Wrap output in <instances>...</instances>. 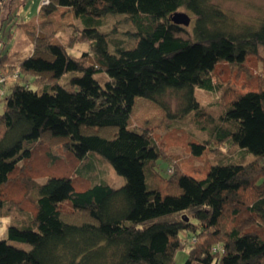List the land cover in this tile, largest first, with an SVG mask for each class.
I'll return each instance as SVG.
<instances>
[{"label":"trees","instance_id":"1","mask_svg":"<svg viewBox=\"0 0 264 264\" xmlns=\"http://www.w3.org/2000/svg\"><path fill=\"white\" fill-rule=\"evenodd\" d=\"M59 6L81 22L67 43L51 41L46 20L30 53L0 55V69L17 68L34 85L15 80L3 96L0 218L12 215L16 224L0 231V264H174L175 251L186 246L182 232L191 235L185 264H264V74L250 72L255 83L244 90L215 70L224 60L249 73L245 62L260 58L264 46V13L254 23H236L212 0H47L39 9L50 14ZM178 9L193 15L190 26L170 20ZM108 13L131 19L133 45L98 27ZM77 42L87 49L68 51ZM195 87L218 93L217 113L205 110ZM167 95L178 99L176 109ZM135 96L150 99L170 120L190 111L205 115L197 122L209 134L189 148L201 154L223 145L230 151L221 154L223 163L201 178L178 161L170 174L161 173L159 159L173 157L151 130L128 126ZM59 146L81 165L99 153L124 183L113 186L88 167L86 188L76 189L73 176H47L33 183L35 197L26 204L34 180L24 172L26 161L35 147L55 156ZM249 153L253 159L244 161Z\"/></svg>","mask_w":264,"mask_h":264},{"label":"rangeland","instance_id":"2","mask_svg":"<svg viewBox=\"0 0 264 264\" xmlns=\"http://www.w3.org/2000/svg\"><path fill=\"white\" fill-rule=\"evenodd\" d=\"M219 5L236 23H254L264 13V0H212ZM41 0H0V55L8 53L10 58L15 59L19 54L27 55L32 49V42L39 32V23L42 21H51V41L67 43L73 29L80 26L81 22L76 18L72 11L67 7H58L50 14H43L39 9ZM178 11L186 12L190 21H193V15L184 9ZM101 23L98 26L102 30L106 28L113 29L111 37L115 38L117 43L130 46L134 44V35L132 31L136 29L131 19L125 13H108L100 17ZM133 28V29H132ZM132 29V30H131ZM68 51L78 54L87 49L86 44L77 42L72 47H67ZM109 50L114 49L113 43L108 44ZM260 58L256 55L250 56L245 62V66L249 70L238 71L236 67L224 61H218L215 70H220V76L228 83L236 88L248 90L254 85L255 77L250 72H260L264 74V46L258 47ZM263 58V59H262ZM264 62V61H263ZM70 75L65 73L59 82H62ZM3 79V80H2ZM21 81L24 84L34 86L32 77L23 75L18 72L17 68L12 70L0 69V112L2 111L3 96L10 91L13 82ZM215 80V78H214ZM224 80V81H225ZM250 83H252L250 85ZM250 85V86H249ZM195 95L198 101L204 105L206 111L215 114V100L218 98L216 91H206L195 87ZM166 99L170 103L172 110L176 109L177 98L167 95ZM205 115L196 118L194 112L190 111L182 117L170 120L166 117L165 112L150 99L142 96H135L128 126L146 128L151 130L157 139L161 140L163 145L167 147V152L172 155V161L159 159V171L163 174H170L173 170V161H178L181 169L196 177L205 176L210 166L216 162H221V154L229 153V149L220 145L218 150L205 149L201 154L193 153L189 148V142H200L202 138L207 137L209 128H201L197 119H203ZM55 156L49 154L51 151L48 147H35L32 156L26 161L25 173L33 174L34 180L28 181L27 198L24 200L26 204L35 197L34 182H42L47 176H73V184L76 189H84L92 183V178L88 176L87 168H91L95 174L101 172L104 180L113 186H120L124 183V178L118 175L112 166L97 152H91L87 161L81 165L82 159L75 155L67 154L64 149L54 147ZM253 155L249 153V157H245L244 161H250ZM223 163V162H221ZM81 166V167H80ZM89 172V171H88ZM26 189V188H25ZM26 191V190H25ZM20 192V191H19ZM10 193L17 196V190L10 189ZM21 193V192H20ZM24 195V192H22ZM21 194V196H22ZM64 207L70 208V201L63 203ZM12 216V215H11ZM4 216L0 218V231L6 225L16 224L13 217ZM182 237H186V246L179 248L174 254V264H185L188 251V243H190V233H181ZM11 244L28 249L30 246L23 242L9 241Z\"/></svg>","mask_w":264,"mask_h":264},{"label":"water","instance_id":"3","mask_svg":"<svg viewBox=\"0 0 264 264\" xmlns=\"http://www.w3.org/2000/svg\"><path fill=\"white\" fill-rule=\"evenodd\" d=\"M170 20L174 23L186 26L189 24L190 17L184 11H175L170 15Z\"/></svg>","mask_w":264,"mask_h":264},{"label":"built area","instance_id":"4","mask_svg":"<svg viewBox=\"0 0 264 264\" xmlns=\"http://www.w3.org/2000/svg\"><path fill=\"white\" fill-rule=\"evenodd\" d=\"M47 2V0H41V3H46ZM3 80V79H2Z\"/></svg>","mask_w":264,"mask_h":264},{"label":"crops","instance_id":"5","mask_svg":"<svg viewBox=\"0 0 264 264\" xmlns=\"http://www.w3.org/2000/svg\"><path fill=\"white\" fill-rule=\"evenodd\" d=\"M59 7H62V6H59Z\"/></svg>","mask_w":264,"mask_h":264}]
</instances>
